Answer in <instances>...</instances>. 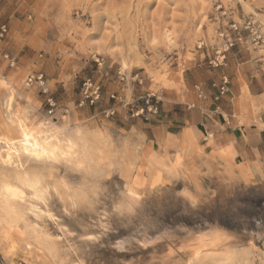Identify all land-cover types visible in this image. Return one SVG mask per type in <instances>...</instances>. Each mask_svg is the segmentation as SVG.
Masks as SVG:
<instances>
[{
	"label": "rangeland",
	"instance_id": "374dc122",
	"mask_svg": "<svg viewBox=\"0 0 264 264\" xmlns=\"http://www.w3.org/2000/svg\"><path fill=\"white\" fill-rule=\"evenodd\" d=\"M0 23L7 26L0 57L15 59L11 69L0 64L6 86L0 87V134L10 97L12 108L21 106L34 120L143 133V160L104 182L91 210L69 207L55 186L46 187L43 201L25 191L28 223L47 239L51 229L65 246L61 264H204L222 242L221 234L204 232L210 225L264 253V178L241 166L234 174L204 155L190 128L200 119L194 106L226 95L214 101L205 91L202 100L189 84L220 76L229 86L228 75L241 64L264 74V0H0ZM219 55L224 59L214 66ZM37 74L56 103L54 114L36 85L25 86ZM135 75L140 83L131 80ZM88 78L99 82L102 100L79 107ZM111 93L134 106L154 96L158 111L144 120L116 105L106 119L100 113L112 105ZM61 162L71 165L50 164ZM67 179L79 177L68 173ZM28 205L38 212L29 213ZM4 231L0 225V264H52L38 242L42 236L5 238Z\"/></svg>",
	"mask_w": 264,
	"mask_h": 264
},
{
	"label": "clouds",
	"instance_id": "9594fccd",
	"mask_svg": "<svg viewBox=\"0 0 264 264\" xmlns=\"http://www.w3.org/2000/svg\"><path fill=\"white\" fill-rule=\"evenodd\" d=\"M52 133L61 141H71L74 152L71 165L34 162L25 169L27 179L39 182L41 189L55 186L64 197V202L74 209L91 210L104 182L144 158L145 141L139 129L119 133L105 125L82 121L78 124H56ZM60 167H63L64 174L60 173ZM68 173L77 175L79 180L69 181ZM20 180H24V174L18 177L10 169L0 171V183L19 185ZM20 217L27 219L25 204L0 200V221L11 223ZM47 231L50 238L41 237L38 242L51 252L52 264H61L66 255L65 246L55 240L54 231ZM204 232L219 233L222 240L215 255L207 258L204 264H257L258 256L264 259V253H257L246 243L238 242L233 234L218 226L210 225Z\"/></svg>",
	"mask_w": 264,
	"mask_h": 264
},
{
	"label": "crops",
	"instance_id": "0c3cea01",
	"mask_svg": "<svg viewBox=\"0 0 264 264\" xmlns=\"http://www.w3.org/2000/svg\"><path fill=\"white\" fill-rule=\"evenodd\" d=\"M228 77L229 86L225 98L217 103L196 101L194 112L200 113V119L190 128L197 131L196 136L204 155L216 164L220 162L226 168H233L234 174L238 173L236 168L241 166L247 175L263 179L264 74L241 64ZM221 79L220 76L193 78L189 84L200 85L211 95L214 92L209 88L210 83ZM194 112L191 114L194 115ZM182 123L189 122L183 120ZM199 123L203 129H198Z\"/></svg>",
	"mask_w": 264,
	"mask_h": 264
},
{
	"label": "bare ground",
	"instance_id": "6f19581e",
	"mask_svg": "<svg viewBox=\"0 0 264 264\" xmlns=\"http://www.w3.org/2000/svg\"><path fill=\"white\" fill-rule=\"evenodd\" d=\"M125 65L123 62L122 66L125 67ZM4 86V79H0V87ZM28 115L19 105L12 108L11 97L6 100L3 124L6 131L5 134H0V166L12 167L18 177L19 174H24V180H20L19 185L0 183V200L25 202V191H27L36 200L43 201L47 192L46 188L41 189L39 182L29 181L25 169L34 162L71 163L74 156L71 141H61L52 133V127L56 124L43 119L34 120ZM128 193L135 195L132 188L128 190ZM27 210L31 214L38 212V208L32 205H28ZM0 225L5 227V238L12 235L22 237L31 234L34 238L42 236L47 239V235H40L36 227L30 225L25 217H20L18 221L11 223L0 221ZM197 254L195 253L194 256Z\"/></svg>",
	"mask_w": 264,
	"mask_h": 264
},
{
	"label": "built area",
	"instance_id": "2783aa9c",
	"mask_svg": "<svg viewBox=\"0 0 264 264\" xmlns=\"http://www.w3.org/2000/svg\"><path fill=\"white\" fill-rule=\"evenodd\" d=\"M7 34V26L3 23H0V40H2ZM224 59L223 55H219L216 57L211 63L214 66H218ZM3 63L7 68H13L15 66V59L12 58L7 53H2L0 57V64ZM122 80V77L120 78ZM131 80H136L140 83V79L135 75ZM36 85L39 92L45 97L44 102L47 106V113L54 114L56 110V103L53 97L50 96L47 83L44 79L43 74L31 75L28 76L25 80V86L31 87ZM226 78H222L220 82H212L210 84V88L214 90L213 100L217 101L218 99L224 97L228 93ZM194 90L199 99H206V92L204 88L200 85H195ZM102 100V88L97 81H93L92 79H84L81 88H80V98L78 101V106H95ZM109 102L112 105L101 111V115L110 119L115 116L117 113L116 105L120 107L126 108L131 107V116L132 117H141L144 120H147L149 116L155 115L158 111V101L154 96L147 95L144 98H141L142 103L140 106H134L132 103L126 102L124 97L118 93H111L108 96Z\"/></svg>",
	"mask_w": 264,
	"mask_h": 264
},
{
	"label": "trees",
	"instance_id": "16d2710c",
	"mask_svg": "<svg viewBox=\"0 0 264 264\" xmlns=\"http://www.w3.org/2000/svg\"><path fill=\"white\" fill-rule=\"evenodd\" d=\"M236 225H237V224H236ZM236 225H235V226H236ZM226 226H227V227H231V228L234 227V225L231 226V225H229V224H226Z\"/></svg>",
	"mask_w": 264,
	"mask_h": 264
},
{
	"label": "snow or ice",
	"instance_id": "6c2138e0",
	"mask_svg": "<svg viewBox=\"0 0 264 264\" xmlns=\"http://www.w3.org/2000/svg\"><path fill=\"white\" fill-rule=\"evenodd\" d=\"M8 191H11V189H8Z\"/></svg>",
	"mask_w": 264,
	"mask_h": 264
}]
</instances>
